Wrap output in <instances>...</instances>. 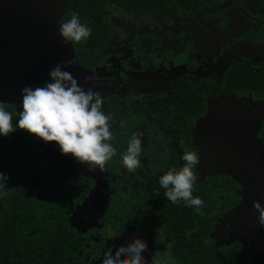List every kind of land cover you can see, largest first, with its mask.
I'll return each mask as SVG.
<instances>
[{
    "label": "flooded vegetation",
    "instance_id": "af4514ba",
    "mask_svg": "<svg viewBox=\"0 0 264 264\" xmlns=\"http://www.w3.org/2000/svg\"><path fill=\"white\" fill-rule=\"evenodd\" d=\"M73 12L91 29L70 43L83 73L75 78L103 97L115 153L90 172L55 142L33 138L29 152L13 143L22 209L13 215L0 193V264H99L133 236L147 242L146 264L231 262L235 248L253 264L226 220L243 188L209 170L225 159L219 151L245 149L251 132L264 142V0H69L63 20ZM132 131L142 151L130 172L120 153ZM185 149L199 157L198 210L170 203L158 184Z\"/></svg>",
    "mask_w": 264,
    "mask_h": 264
},
{
    "label": "clouds",
    "instance_id": "9594fccd",
    "mask_svg": "<svg viewBox=\"0 0 264 264\" xmlns=\"http://www.w3.org/2000/svg\"><path fill=\"white\" fill-rule=\"evenodd\" d=\"M91 29L82 23L78 14L62 20L57 28L60 43L70 44L86 41ZM68 61H58L47 72L41 86L25 85L20 90L19 111L13 113L0 104V137L23 130L43 143L55 142L59 154H70L77 164L86 165L88 171L101 172L105 162L115 153L111 143V113L102 110L103 97L85 90L67 70ZM141 133L132 131L126 148L120 153V163L128 171H134L141 163ZM198 153L187 149L179 159L180 167L169 168L158 177L164 197L172 204L183 203L185 207L198 210L203 201L192 194L193 184L199 175L194 169ZM9 177L0 171V189H4ZM257 210L256 219L264 229V206L252 201ZM148 250L147 242L139 237H125L103 253L99 264H146L142 252Z\"/></svg>",
    "mask_w": 264,
    "mask_h": 264
},
{
    "label": "water",
    "instance_id": "95a60500",
    "mask_svg": "<svg viewBox=\"0 0 264 264\" xmlns=\"http://www.w3.org/2000/svg\"><path fill=\"white\" fill-rule=\"evenodd\" d=\"M68 6L69 0H0V102L12 105L15 112L20 90L25 85L41 86L58 61L71 60L67 70L82 78L71 44L62 45L57 33ZM199 128L206 126L202 123ZM241 141L245 149L219 151L225 159L209 171L229 174L242 186V199L226 219L229 234L248 248L253 264H264V229L252 206L253 200L264 206V142L253 132ZM231 150L240 157L233 158Z\"/></svg>",
    "mask_w": 264,
    "mask_h": 264
},
{
    "label": "trees",
    "instance_id": "16d2710c",
    "mask_svg": "<svg viewBox=\"0 0 264 264\" xmlns=\"http://www.w3.org/2000/svg\"><path fill=\"white\" fill-rule=\"evenodd\" d=\"M12 111V110H11ZM10 111V112H11ZM13 122H15V117L13 116ZM20 131L16 130L14 132H11L7 137H0V140H5L6 138L9 140H6L7 142H10L11 138H14V140H11L10 142V149H7L5 151H2V145L0 143V171L6 172L8 174V181L5 185L4 189H0L1 199L3 198L5 202L10 203L8 208H10V211L13 215L19 210V208H16L17 205H20V209H22V192L20 193V186L22 185L21 177L18 176V174L15 172L14 165L10 162H14L16 159V154L14 153L15 146H13V143H19L22 142V149L29 152L32 151V147H35V142L33 141V136L25 133L22 130V138L20 140ZM20 141V142H19ZM2 152V153H1ZM22 159H19L18 161H21ZM22 165V163H21ZM23 203H26L25 201ZM5 224H2L0 226L3 227ZM0 240V253L4 249L3 245H5L4 242H1ZM233 255L235 257H240L239 259H232V261H223L216 264H244L246 262L243 260L244 252L240 251L238 248H235L233 250ZM226 259V258H224ZM242 261H244L242 263ZM206 264V263H204Z\"/></svg>",
    "mask_w": 264,
    "mask_h": 264
}]
</instances>
